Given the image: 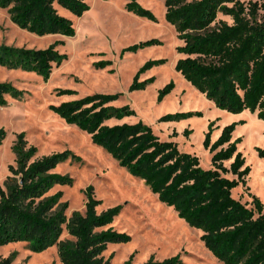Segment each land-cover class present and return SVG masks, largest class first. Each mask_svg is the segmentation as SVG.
<instances>
[{
	"label": "trees",
	"instance_id": "1",
	"mask_svg": "<svg viewBox=\"0 0 264 264\" xmlns=\"http://www.w3.org/2000/svg\"><path fill=\"white\" fill-rule=\"evenodd\" d=\"M248 8L241 0H164L165 19L175 27L183 45L177 48L181 58L176 71L216 106L240 114L249 111L264 121V0ZM1 8H9L11 21L38 36L63 35L75 37L76 29L69 18L59 14L57 7L80 18L90 10L88 0H0ZM125 9L136 16L157 22L151 10L139 0H127ZM263 15L259 19V11ZM222 14L232 24L219 21ZM162 44L152 39L123 49L137 53ZM56 43L44 50L0 47V67L32 71L49 80L55 67H60L66 55H61ZM166 60L147 62L136 74L130 92L143 91L154 79L140 81V76ZM111 61L94 64L105 69ZM113 72V71H112ZM175 88L173 82L158 94L161 103ZM63 90L59 95L73 94ZM12 85L0 83V106L8 104L6 96L19 98ZM122 94L97 93L53 105L50 109L68 125L87 133L96 146L102 148L120 166L144 181L161 203L173 208L191 228L203 232L201 240L208 251L224 264H264V205L255 196L252 207L233 195L234 190L250 174L245 159L238 152L240 139L233 140L237 123L222 129L212 142L213 124L204 140L205 149L212 155L211 168L203 169L200 159L180 151L174 141H163L153 128L143 121L109 125L136 115L126 105L113 104ZM201 112L169 114L161 122L179 121ZM187 133V132H186ZM7 138L0 128V146ZM17 167L10 170L8 190L0 187V245L28 243L33 252L40 253L57 244L62 264H110L105 252L111 244H127L131 237L116 231L112 224L123 207L97 212L101 201L94 195L93 186L84 190L86 211L73 213L67 220V204H60L62 193L48 196L58 185H73V179L54 170L58 165L80 160L69 151L36 160L38 149L29 146L25 133H20L13 145ZM264 160V149H258ZM230 163L226 167V163ZM64 225L74 244L59 242ZM132 255L123 264H133ZM181 256L158 261L151 257L144 264H182ZM8 264V261H0Z\"/></svg>",
	"mask_w": 264,
	"mask_h": 264
},
{
	"label": "rangeland",
	"instance_id": "2",
	"mask_svg": "<svg viewBox=\"0 0 264 264\" xmlns=\"http://www.w3.org/2000/svg\"><path fill=\"white\" fill-rule=\"evenodd\" d=\"M248 8L261 0H241ZM90 10L78 18L68 10L57 7L59 14L73 21L76 36H38L21 29L11 21L9 8L0 7V47L10 46L26 50H44L59 43L57 50L66 59L60 67H55L49 80L32 71L0 67V83L16 88L19 98L6 96L8 104L0 106V128L5 129L7 138L0 146V187L8 190V177H14L11 167H17L13 145L20 133H25L29 146L38 149L36 160L46 156L69 151L80 160H72L58 165L54 170L73 179V185H58L49 193L52 196L61 192L60 204H67V220L73 213L82 215L86 211L87 198L84 190L93 186L94 195L101 205L102 213L110 208L122 206L120 215L112 227L131 237L127 244H111L105 258L110 264H123L132 255L133 264H144L151 257L158 261L181 256L182 264H224L218 261L204 246L203 232L191 228L178 214L165 204L145 185L144 181L132 176L102 148L93 144L91 137L68 125L50 107L63 102L74 101L97 93L122 96L113 106H130L136 115L109 125L136 123L143 121L151 126L163 141H174L180 151L197 156L203 169L211 168L209 150L204 147L206 134L213 124L211 135L215 142L222 129L237 123L233 140L240 139L238 152L245 159V167L251 171L233 192L236 199L252 207L255 196L264 205V160L258 149H264V121L249 111L234 114L218 108L214 101L188 83L175 69L182 57L177 48L183 45L174 26L165 19L164 0H139L151 10L157 22L136 16L125 9L127 0H88ZM263 11H259V19ZM233 23V20L220 14L217 22ZM156 39L162 42L142 49L137 53L123 49ZM166 60L140 76V81L154 79L143 91L130 92L129 88L138 71L149 61ZM111 61L105 69H96L94 64ZM113 71V72H112ZM173 82L174 90L158 103V94L166 85ZM63 90L73 94L59 95ZM201 112L179 121L161 122L169 114ZM187 132V133H186ZM230 163L225 166L229 167ZM59 242L74 244L64 225ZM0 261L8 264H62L57 244L40 253L32 251L30 244L14 243L0 245Z\"/></svg>",
	"mask_w": 264,
	"mask_h": 264
},
{
	"label": "bare ground",
	"instance_id": "3",
	"mask_svg": "<svg viewBox=\"0 0 264 264\" xmlns=\"http://www.w3.org/2000/svg\"><path fill=\"white\" fill-rule=\"evenodd\" d=\"M255 116V115H254Z\"/></svg>",
	"mask_w": 264,
	"mask_h": 264
},
{
	"label": "crops",
	"instance_id": "4",
	"mask_svg": "<svg viewBox=\"0 0 264 264\" xmlns=\"http://www.w3.org/2000/svg\"><path fill=\"white\" fill-rule=\"evenodd\" d=\"M209 169V168H208Z\"/></svg>",
	"mask_w": 264,
	"mask_h": 264
}]
</instances>
